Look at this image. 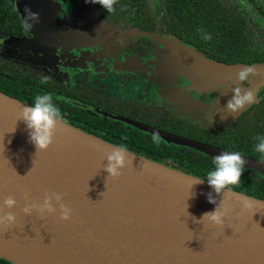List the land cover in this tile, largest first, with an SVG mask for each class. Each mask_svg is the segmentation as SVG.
<instances>
[{
    "label": "water",
    "instance_id": "obj_1",
    "mask_svg": "<svg viewBox=\"0 0 264 264\" xmlns=\"http://www.w3.org/2000/svg\"><path fill=\"white\" fill-rule=\"evenodd\" d=\"M101 33L111 39L138 34L135 29ZM191 66L204 74L206 67L234 73L248 65L215 63L197 54ZM245 90L256 93L258 87ZM26 106L0 92V214L11 211L17 217L10 229L0 227L1 258L12 264H264V200L228 189L216 193L207 181L129 151L132 162L123 175L108 178L107 155L117 146L63 121L49 149L37 153L21 119ZM112 118L213 159L232 152ZM242 157L245 170L264 178V162ZM46 192L63 194L73 209L71 219L61 218L59 205L43 217L23 213ZM208 193L216 203L209 202ZM8 196L18 201L13 209L3 205ZM245 199L253 209L242 208ZM222 200L231 209L224 227L200 221Z\"/></svg>",
    "mask_w": 264,
    "mask_h": 264
},
{
    "label": "flooded vegetation",
    "instance_id": "obj_2",
    "mask_svg": "<svg viewBox=\"0 0 264 264\" xmlns=\"http://www.w3.org/2000/svg\"><path fill=\"white\" fill-rule=\"evenodd\" d=\"M33 2L23 0L24 13L27 8L33 13H38L39 21H43V24L35 23L33 27H26L27 21L16 10L14 1L16 16H13L12 20H9L0 6V83L12 86L15 89L14 94L17 95L15 96L23 98L19 101L24 103L23 101L28 97L35 99L38 94H51L54 103L61 110L63 122L73 118L77 111H82L107 120L118 121L151 136L152 140L154 135L112 116L122 117L176 136L180 135L109 111L107 105L111 107V99L119 103L131 102L136 105L156 106L179 118L199 123L192 121L191 117L181 113L182 111L174 106H169L156 90L159 89L155 81L158 78V70L165 72L164 69L169 68L174 62L170 60L184 56L186 53L180 52L190 51L189 49L177 45L172 38L168 39L170 43L175 44L164 42L167 37L150 38L139 35L132 27L119 29L103 20L97 13L94 3H89L87 0H36L34 4ZM141 2L149 7L184 3L183 0H141ZM206 3L209 5L212 25L217 20H224L226 23L227 20L234 19V15L242 17L245 8L264 7V0H206ZM84 6L89 8L98 24L87 22L83 15ZM72 16L78 24L70 29L69 26H64V22ZM212 25H209V29L214 31L216 26ZM105 29H135L138 35L111 39L102 35L101 32ZM150 42L153 44L151 50L148 49ZM221 45H223L222 41L219 42L212 37L209 40L208 52L222 54L224 49L217 48ZM193 49L200 56L215 63L243 64L226 63L223 58L214 59L211 55L206 56L201 51ZM172 50L179 54H173ZM255 64H264V62L249 65ZM178 67L175 69L178 74L171 75L168 71L165 73L172 79V86L178 85L177 89H183L190 84L182 78ZM139 82L144 90L142 94H138L136 90ZM239 84L249 88L247 81ZM161 87L165 86L161 84ZM263 88L264 85L260 86L255 95L258 96ZM208 95L211 96L210 101L218 97L215 92ZM200 97L194 94V98L188 95L182 100L177 97L169 98L167 95V100L173 105L190 108V104L198 102ZM158 139L159 142L173 145L159 137Z\"/></svg>",
    "mask_w": 264,
    "mask_h": 264
},
{
    "label": "trees",
    "instance_id": "obj_3",
    "mask_svg": "<svg viewBox=\"0 0 264 264\" xmlns=\"http://www.w3.org/2000/svg\"><path fill=\"white\" fill-rule=\"evenodd\" d=\"M183 1L180 5L149 7L141 0H117L112 12L98 3H94V6L103 20L119 29L132 27L139 35L150 38L156 36L176 39L206 56L211 55L219 60L223 58L226 63L249 65L264 62V7L245 8L242 17L233 14L234 19L227 20L226 23L224 20H217L212 25L206 0ZM0 2L4 14L12 20L16 16L13 0ZM230 8L233 9L232 6ZM209 25L216 26V29H209ZM205 32L211 33L217 41H222L223 45L217 47L224 49L222 54L208 52L209 41L203 39ZM152 47L150 42L148 49L151 50ZM14 91L12 86L0 83L1 93L17 98L18 101L23 99L16 97ZM23 102L32 106L34 99L28 97ZM110 105L111 107L107 105L109 111L149 126L232 152H240L241 155L264 162V153L256 150L258 137H264V88L256 96L255 103L247 105L234 119L208 127L174 116L156 106L119 103L115 99H111ZM64 122L117 147L124 145L127 151L138 156L204 181H207V173L215 169L213 158L190 148L167 145L161 141L155 143L151 136L118 121L77 111L73 118ZM229 189L264 200V178L254 171L244 170L240 183L230 185ZM0 264L12 263L0 257Z\"/></svg>",
    "mask_w": 264,
    "mask_h": 264
},
{
    "label": "clouds",
    "instance_id": "obj_4",
    "mask_svg": "<svg viewBox=\"0 0 264 264\" xmlns=\"http://www.w3.org/2000/svg\"><path fill=\"white\" fill-rule=\"evenodd\" d=\"M89 3H98L108 12L114 11V5L117 0H87ZM26 27H33L35 23H39V14L33 13L29 9H25ZM211 33L205 32L203 39L211 40ZM264 78V72H259L254 65H248L238 72V82L248 81L255 77ZM233 95L228 100L223 110L229 114L235 115L247 105H251L256 101V95L252 90H245L239 86H233ZM62 99V98H59ZM21 119L29 129L30 142L37 147V153L46 151L54 142L58 125L61 122V110L54 103V98L51 94H38L32 106H26L21 113ZM15 131V129H14ZM13 131V132H14ZM155 142H159L157 136H153ZM259 143L256 145L258 152L264 153V137H258ZM108 164L105 171L109 173L108 178H118L123 175V169L132 162L127 148L120 145L107 155ZM215 169L207 173L208 184L216 193H221L229 186H236L240 183L241 177L245 170L247 161L242 157L240 152H221L213 161ZM201 182V181H197ZM103 195V193H102ZM27 200V196H25ZM208 199L211 203H216L212 193H208ZM63 194L57 192H46L42 202L28 203L22 211L25 215H32L34 212L43 217L46 214H54L57 211L56 205H59L61 218L63 220L71 219L73 209L63 202ZM18 201L14 196H8L4 199L3 205L8 209H13L17 206ZM254 205L251 201L245 199L242 204L244 210L253 209ZM231 209L223 203V200L218 204L215 211L205 213L200 221H207L208 224L224 227L226 217L230 214ZM17 222L16 215L9 211L0 214V227L10 229Z\"/></svg>",
    "mask_w": 264,
    "mask_h": 264
},
{
    "label": "rangeland",
    "instance_id": "obj_5",
    "mask_svg": "<svg viewBox=\"0 0 264 264\" xmlns=\"http://www.w3.org/2000/svg\"><path fill=\"white\" fill-rule=\"evenodd\" d=\"M13 1H14L16 10L18 11V13H20L21 17L25 19L26 14L23 11V0H13ZM35 1L36 0H30V2H33V4L35 3ZM25 2H28V0H25ZM83 15L86 17L87 22H94L98 24L95 16L91 13V11H89V8L87 6H84ZM66 20L67 21L64 22V26H69L70 29L75 24H78V22L76 23V19L74 16ZM39 23L43 24V21H39ZM163 41L168 44H175L174 42L170 43L168 38L164 39ZM175 41H177L178 43H181L180 41L176 39ZM172 51H173V54H179V52L175 50H172ZM180 53H183V54L186 53V54L184 56H180L178 58H174L170 60L174 62L170 64L169 68L167 67L166 69H164V71L165 72L168 71V73L171 75L178 74L175 70L178 67V65L180 66L187 65L186 67L179 68V69L181 70L180 75L182 76V78H185L187 82H189L190 86L188 85L184 87L183 89H177L178 85L172 86L173 81L169 77V75L159 69L158 74H157L158 78L155 80L156 84H158V87H159V89L156 87L157 88L156 90H158L157 91L158 94H160L162 99L166 100L169 106L171 107L174 106L178 110L182 111L181 113L186 114V116L191 117L192 121L194 122L197 121L201 123L203 126L208 127L215 123H218L221 121L224 122V121H228L232 119L234 115L229 114L223 110V107L227 104L228 100L233 95L232 88L233 86H239L242 89H247L246 87H242L239 84L240 82H238V71L234 73H230L227 71L223 72L219 70H212L206 67V69H204V74H201V73L199 74V73H196L195 70H193L192 66L188 67L189 64L190 65L192 64L193 59L198 53L194 49H191L190 51L184 50ZM69 63L70 61L68 60V64ZM257 70L259 72H264V64L259 65ZM90 79L91 78L89 77V80ZM140 83L141 82H139L136 87V90H138V94H142L144 92L143 88H141L139 85ZM247 83H249V86H248L249 88L250 87L259 88L260 86L264 85V78H261L259 76L255 78H250L247 81ZM161 84H163L165 87H161ZM112 88H115V87H112ZM212 92L217 93L218 97L210 101L211 96H209L208 94ZM194 94L198 97L200 96L201 97L198 98V102H196L195 104H190V108L189 107L185 108L180 105H173L171 102L167 100V95L169 98L177 97L179 99L185 100V98L188 97V95H191V98H194ZM202 95H205V96H202ZM145 98H148V97H145Z\"/></svg>",
    "mask_w": 264,
    "mask_h": 264
}]
</instances>
